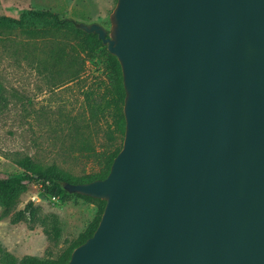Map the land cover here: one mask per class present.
I'll return each instance as SVG.
<instances>
[{"label": "water", "instance_id": "obj_1", "mask_svg": "<svg viewBox=\"0 0 264 264\" xmlns=\"http://www.w3.org/2000/svg\"><path fill=\"white\" fill-rule=\"evenodd\" d=\"M125 135L67 264H264V0H117Z\"/></svg>", "mask_w": 264, "mask_h": 264}, {"label": "rangeland", "instance_id": "obj_2", "mask_svg": "<svg viewBox=\"0 0 264 264\" xmlns=\"http://www.w3.org/2000/svg\"><path fill=\"white\" fill-rule=\"evenodd\" d=\"M116 2L0 0V15L48 10L110 30ZM109 70L103 49L85 50L73 30L49 23L0 29V177L23 175L19 161L26 157L74 178L99 171L100 153L122 141L118 133L116 141L106 133L114 121L111 111H96L92 102L105 92ZM19 192L11 208L0 204V264H13L10 255L18 261L27 256L56 261L98 221L97 202L74 194L51 196L34 180ZM29 202L35 216L15 220Z\"/></svg>", "mask_w": 264, "mask_h": 264}, {"label": "trees", "instance_id": "obj_3", "mask_svg": "<svg viewBox=\"0 0 264 264\" xmlns=\"http://www.w3.org/2000/svg\"><path fill=\"white\" fill-rule=\"evenodd\" d=\"M41 23H49L55 27L66 28L81 38L82 46L87 51L95 52L103 49L110 65L108 73L109 83L105 88V92L99 93L92 99L94 109L103 113L111 111L110 115L114 117V121L108 123L106 133L110 140L116 141V133L121 135L122 141L119 146L113 150H108L100 153L102 167L99 171L87 174L80 178L73 177L55 166L43 168L38 164L31 162L30 158L26 157L19 161L20 165L25 169L23 175H13L8 177H0V204L6 208H11L19 196L20 187L28 180H34L42 184L45 192L51 196L64 199L68 194H74L78 197L97 202L99 205V218L97 223L82 236V238L66 250V252L56 261H48L36 257L27 256L21 260H17L13 256H9L13 264H67L71 258L73 250L85 242L95 232L103 214L106 201L90 196L70 193L64 188L66 182L83 183L90 182L95 179L105 178L111 169L114 158L119 153L123 145L125 135V115H124V100L125 89L123 84V75L120 62L117 57L112 55L107 46L99 38L97 33H89L79 27L78 21L73 18H61L57 13L48 10L26 9L18 17L0 15V29L5 27L29 28L37 26ZM92 92L89 91V94ZM108 115L106 116V119ZM29 214L30 217L35 216V208L33 202H29L24 210L16 213L15 220L22 219Z\"/></svg>", "mask_w": 264, "mask_h": 264}]
</instances>
